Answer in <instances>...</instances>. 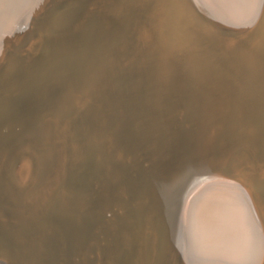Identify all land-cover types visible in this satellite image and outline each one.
I'll return each mask as SVG.
<instances>
[{"label": "bare ground", "instance_id": "1", "mask_svg": "<svg viewBox=\"0 0 264 264\" xmlns=\"http://www.w3.org/2000/svg\"><path fill=\"white\" fill-rule=\"evenodd\" d=\"M99 1L0 0V129L7 130L4 136L0 132V248L16 257L18 264H264V194L255 184L264 178L262 146L250 142L247 135H239V140L225 136L217 154H212L211 144L197 142L195 134L186 145L173 143L171 121L172 125L187 120L185 127L191 124V112L209 108L199 102V92L187 76L177 77L174 92L181 103L190 96L181 113L169 115L163 105L161 111L168 114L156 113L150 129L142 136L139 131L136 142L126 129V118L144 76L127 73L132 60L118 65L115 57H107L111 31L106 20L96 15ZM176 2L184 13L175 11L172 18L186 29L176 27L174 38L201 43L211 37L227 59L243 40L237 35L241 31L235 30L249 32L261 22L264 26V20L259 23L264 0ZM142 22L129 26L137 40ZM62 39V46L49 48L53 55L48 54V60L39 68L32 66L36 46ZM75 46L80 47V55L72 54ZM151 48L141 50L140 59ZM93 56L103 62L108 79L112 73L111 82L96 95V111L78 105L88 90L81 86L88 81L72 77L78 72L75 64ZM124 80L128 86L122 87ZM169 83L167 93L173 90L174 80ZM129 94L133 99L127 100ZM230 99V95L224 98L228 109ZM48 101L46 109L51 111L41 113ZM235 106L230 109L238 111ZM197 119L190 127L198 128ZM124 129L128 146L122 151L112 132L122 135ZM18 130L22 137L13 141ZM174 150L180 161L198 169L201 179L171 201L166 195L171 174L166 165L157 184L138 192L144 168L159 170L162 158L174 155ZM126 177L131 180L128 184ZM108 210L110 219L104 216ZM1 256L0 264H15Z\"/></svg>", "mask_w": 264, "mask_h": 264}, {"label": "rangeland", "instance_id": "2", "mask_svg": "<svg viewBox=\"0 0 264 264\" xmlns=\"http://www.w3.org/2000/svg\"><path fill=\"white\" fill-rule=\"evenodd\" d=\"M139 1H141V2H139ZM128 3H129V5H128ZM133 3H134V5H133ZM122 4L124 6H122ZM97 5H98L97 6L98 9H97L96 15L98 14L97 16L98 17L100 16L103 21L106 20L105 25L111 31V34L109 33L110 35H109V39H108L106 50H105L107 57L109 55H110L109 57L110 58L112 57V59H113V57H115L113 59V61H115V59H116V62L118 65L120 62L122 63V62L132 60L130 68L127 70L128 72L127 71L126 72L131 73V71H133L134 73H132V77H134L137 73L141 75V72L143 73V76H144L140 90L138 91V93H137V95L133 101L134 108H132L133 106L131 107V110H130L131 114L129 113V116H127V118H126V121L129 124L128 125L129 127L127 126L126 129L131 130L130 134H133L131 136H132V138L134 137L133 139H135V141L137 142L138 138H140V136H142L143 133H146V131L150 129V126L152 124V118L154 117V115L156 113L161 111L163 105H164V110L166 109L165 111H167V110L169 111V115L175 114V113H177V115H179L181 113V110H182L183 106L185 105V103L189 102L188 99L190 96H188V97L184 96V98H183L184 103L183 102L181 103V100H180V99H182L181 97L176 101V96L174 95V92L176 91L175 87H176V82H177L178 76L179 77L187 76L190 80L191 86L195 90V93L199 92L198 95H200V99L204 97L205 86H204V84H202L203 79L200 78L199 73L197 75V79L196 78L193 79L192 75L194 76L196 71L198 72L200 70L199 68H202V67L205 68L208 65L209 66H214L216 64L220 65V63H219L220 61L216 62V60H217L218 56L222 53V50L218 46L217 42L211 37L206 38L201 43H196L194 41H190V42L181 41L180 42V40L177 41L174 38V33H175L174 29L176 27L182 26L181 27L182 29H186L185 28L186 26L184 24L183 25L179 24L176 19L172 18L173 17L172 14L174 15L175 11H176V13L178 12L180 14H183L182 13L183 8L181 7V4L179 5L178 2H176V0H144V1L143 0H136V1L135 0H132V1L131 0H101V1H99V3ZM138 5H141V6H138ZM127 6H128V8H127ZM107 8H108V10H107ZM137 8H138V10H137ZM181 8H182V10H181ZM136 10L138 11V19L136 18V14H135ZM113 12H114V14H113ZM104 13H105V15H103ZM100 14H102V15H100ZM104 16L106 17V19ZM140 20H143L144 22H142L138 27L139 28L138 31H140V33H139L140 38H138V40H137V38H135L133 36L132 32L129 31L130 30L129 26L131 25V27L133 28L136 23L137 24L139 23ZM262 20H264V12L262 13V16H261L259 23ZM82 26H84V22H83ZM86 26H87L86 29L89 30L87 22H86ZM145 26H146V29H144ZM258 26H260V27L255 28V30L252 33L248 34L245 37L244 36L242 37L243 38V40H242L243 46L245 45V47H240V48L235 47V49H233L234 51L232 50L233 54L231 53V57L228 58L227 62H229L230 66L233 68V70H239L240 69L239 64H240V59H241L240 56H241L242 50H244L247 47L252 48V47H257V46L261 47V48L263 47V49H264V38L262 35V33L264 31L262 33H260L261 30L264 28V26H262V22ZM189 29H190V27H189ZM261 38H263V39H261ZM64 41L65 40H63V39H62V41L61 40H56L53 42L47 41V43L45 42L46 45L40 44L39 46H36V48H34L35 54H34L32 61H31L32 66L35 65L36 67L38 66L37 68H39L41 66L40 63L42 61L48 60V58L50 56L48 54L52 53V55H53V52H51L53 50V48H55L57 46H59V47L62 46ZM137 42H139V43H137ZM125 43H127V44H125ZM150 46H152V48L149 49L148 51L144 52L142 54L141 59H140L139 55H140L141 50H143L147 47H150ZM49 48H51L52 50L50 49L51 50L50 51ZM78 48H80V47L75 46L74 50H76V51L72 52V54H77V52H78V54L80 55V51H78ZM125 48H126V50H125ZM48 51H49V53H48ZM109 51H110V53L112 52V54H110ZM181 52H183V53H181ZM117 53H119V54H117ZM187 53H189V54H187ZM72 54H69V56L68 55H66V56L70 57L72 60L74 59L73 60L74 62L77 61L72 56ZM40 55H42V56H40ZM116 56L120 57V58H117ZM170 57H173L176 59V62L174 64L175 66H173V69L176 66L177 67L174 71L170 70V72H169L168 71L169 64L166 65V63H163V62ZM199 57L202 59H200ZM125 58H126V60H125ZM137 59H139V60H137ZM253 59H254V57H253ZM81 60H83V62H79V63L75 64V70H77L78 72H76V73L74 72V74H73L74 76H72V77H76L78 80L80 79L81 81H84V82L88 81L86 86H81L82 89H88V90H86L84 92V95H85L84 98L79 99L80 102L78 101V103H80V104H78V105L84 106L86 108H89L91 110L96 111L97 110L96 109V100H97L96 95L103 91L104 86L108 82H111L109 80L112 77L111 76L112 73L110 72V78L108 79L107 73H105L103 71L104 70L103 62L97 56H93L87 60H84V59H81ZM136 60H137V65H136ZM255 60L256 61H254V65L256 67V72L254 73V75H260L259 79H257L258 80V86L256 88L257 92L255 95H256V98L260 96V99H262L264 97V68L262 70L263 64L261 63V61H259V58L256 59V56H255ZM33 61H35V62H33ZM99 61H101V62H99ZM80 66L84 69V71H86V72H84L85 74L83 73V71H82V73H80V71H81ZM133 66H135L136 68ZM140 67H141V71H139ZM169 68L171 69V67H169ZM91 70H93V72ZM261 71H262V73H261ZM199 72L201 73V71H199ZM87 73H88V75H87ZM127 73H125V75L123 76V79L127 78L126 77ZM180 74H181V76H180ZM84 77H85V79L83 80ZM138 79L139 78L133 80V82L131 84V89H132V85H137ZM171 79L174 80L173 90H170L169 93H167L168 88H169V84H170L169 82L171 81ZM237 80H238V86L242 87L244 85L242 80L241 79H237ZM124 85H125V80H124V83H122V87H124ZM125 86H128V85H125ZM87 87H89V88H87ZM260 89H261V92H259ZM126 91L127 90H124V92H126ZM202 92H204V95H202ZM90 93H91V96H90ZM165 93H166V95H165ZM170 93H172L173 96ZM87 98H88V100H87ZM131 99H133V96H132V94H129V98L127 100H131ZM81 100H82V103H81ZM83 101H85V103ZM48 102L46 103L44 108L42 110H40L41 113L45 111L47 105L51 104L50 101H48ZM83 104H85V105H83ZM204 104L207 105V107H209V108L206 109V107H204V108L200 107L197 109V111H198L197 114H194L191 112V115L188 116V120L192 125L194 124V119L198 118L197 120L200 122V124H198V126H197V123H196V126L199 129L198 128L195 129L194 126L190 127L191 124L190 125L186 124L184 127L183 124L187 120L183 121V124H182V121H181V124L179 123V121H177L176 123H174L172 125H171L172 121L169 123V126H170L169 130H171L172 133L174 134L173 143L178 142V143H180V145H182V144L184 145V143H185V145H186L187 141L191 140L190 137L194 136V134H195L196 135L195 140H197V142H199V143L207 142L208 144H211V146L213 148L212 154H214V152H216V151H217L216 152V154H217L218 151L220 150L219 147L222 145L223 140H225L224 139L225 136H227V135L233 136L234 135L233 137L236 138V140H239V135H241V136L244 135V137H245L246 131H245L244 126L242 125V121L236 120L233 122H229L230 118L233 115H236L235 113H238L239 110L235 111V113L231 114V115L228 112H226V117L224 118L223 114L220 112L222 110L217 111V107L213 106L212 104H209L206 102ZM201 106H202V104H201ZM52 108H53V106H52ZM49 109L51 111V108H49ZM49 109H46V110H49ZM40 112H38V113H40ZM161 112L163 113L164 111L162 110ZM34 114L36 116L37 113H34ZM165 114H168V113L164 112V115ZM263 116H264V112H263ZM179 120H181V118H179ZM144 123H146L147 125ZM261 125L264 127V120H262ZM111 126H112V123L110 125V129H112ZM181 126H182V128H181ZM238 129H240V131H238ZM0 130H1L0 131L1 134L3 133L2 134L3 136L7 133L6 127H2ZM199 130H200V133L198 134L197 131H199ZM139 131H141V132H139ZM138 132H139L140 136H139ZM112 134H113L114 143L117 145V147L119 149H121L123 151L128 146V140L125 137V129L123 130L122 135H117L115 132H112ZM137 136H139V137H137ZM18 137H22V134L19 132V130L14 135L13 139L12 138L11 139L13 141H18V139H17ZM175 137L178 138L179 140H176ZM6 139H4L2 141H6ZM169 141L171 142V139H169ZM238 143H240V142H237V144ZM219 144H220V146L218 147ZM176 145H178V144H176ZM215 145L217 146V148L213 147ZM238 145H240V144H238ZM263 151H264V149H263ZM174 152H175L174 155L172 153H167L166 156H164L162 158V160L160 162V163H162V166H161V164L159 165V170L156 166H155V170H148L147 171L144 168L142 175H140L143 178V180H141V181H143V184H141V187H140V189L141 188L142 189L139 190L138 192L146 189L147 187H151L153 184H157V181H158L157 178L159 177V173L161 172L162 168H166L165 167L166 165L170 169V172H171V174H170V176H168L169 178L166 182V184H167L166 185V187H167L166 188V192H167L166 195H167V198L171 199V201L176 202L178 197L181 194L180 192L184 188H187L189 185L193 184V182L197 181L198 179H201V177H199L198 169L190 168L191 167L190 165L184 164L182 161H180V157H181L180 154H177L176 150H174ZM29 156H30V152H29ZM182 164H184V165H182ZM140 165H141V163H140ZM140 165H139V167H141ZM143 166L146 167L145 164ZM179 175H181V176L183 175V176L180 177ZM186 176H187V178H186ZM129 177H131V175ZM134 178H135V176H134ZM125 179L127 181L126 184H128L131 181L130 178L127 179V177H126ZM155 179H157V180H155ZM128 180H129V182H128ZM181 182H183V183H181ZM255 184L258 186V189L260 191L259 193L261 195L264 194V178H259V180L255 181ZM179 185H181L180 188H179ZM128 188H130V185L128 186ZM141 206L137 209H134V210L139 211ZM172 208H173V206H170L168 209H169V212H171L172 217H174L173 215H175L174 214L175 210L170 211V209H172ZM106 212H109L110 214H107ZM106 212L104 213V216H108L109 219L112 218V212L110 210H108ZM108 217L106 220H109ZM19 224H20V229H19L20 232L18 231V234H21V230L23 228H22V224L21 223H19ZM0 256L1 257L5 256V259H7L9 262L14 261L15 264H18V259L16 257H14L13 255L11 256L10 254H8L7 250L4 247L0 248ZM19 264H20V262H19Z\"/></svg>", "mask_w": 264, "mask_h": 264}, {"label": "water", "instance_id": "3", "mask_svg": "<svg viewBox=\"0 0 264 264\" xmlns=\"http://www.w3.org/2000/svg\"><path fill=\"white\" fill-rule=\"evenodd\" d=\"M184 13V12H183ZM189 13H187V16ZM211 17L213 15L209 14ZM186 18V16H185ZM214 19V18H213ZM255 29L250 30L249 32L245 30H235L241 31L237 32L238 37L243 39L242 37L247 36L252 33ZM264 37V36H263ZM245 47L243 46V42L236 45V48ZM231 48L227 49V52H230ZM263 47H247L241 52L240 56V64L239 70H233L230 66L229 62H227L226 56H223V52L218 56L217 61H220V65L216 64L214 66H206L205 68H199L198 70L201 73L196 71L193 79H197V75L202 80V84L205 86V95L203 98H199V102H206L212 104L215 107L224 109L220 111L223 114V117H226V112L230 115L234 114L235 111L230 109L236 104L235 107H241L236 115H233L229 122H233L236 120L242 121V125L245 128L246 135L250 138V142L259 144L264 149V127L261 125L262 120H264L263 112H264V97L260 99V96L257 97L256 100H253L258 86V80L260 75H254L256 72V67L254 65L255 56L256 59L259 58L261 61L262 70L264 68V54ZM260 56V57H259ZM254 57V59H253ZM176 59L170 57L166 59L163 63L169 64L168 71H174ZM262 73V71H261ZM241 79L244 85L242 87L238 86V80ZM241 83V82H240ZM239 83V84H240ZM261 92V89L259 90ZM226 95H230V105L229 110L226 103L224 102V98ZM243 102V103H242ZM241 113V114H240ZM167 194V192H166Z\"/></svg>", "mask_w": 264, "mask_h": 264}]
</instances>
